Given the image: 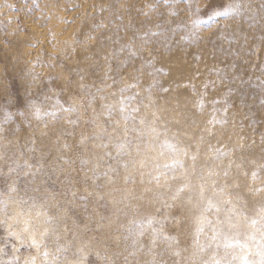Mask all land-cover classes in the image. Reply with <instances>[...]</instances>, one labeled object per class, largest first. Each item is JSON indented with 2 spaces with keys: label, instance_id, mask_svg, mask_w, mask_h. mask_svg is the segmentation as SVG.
Returning a JSON list of instances; mask_svg holds the SVG:
<instances>
[{
  "label": "rangeland",
  "instance_id": "374dc122",
  "mask_svg": "<svg viewBox=\"0 0 264 264\" xmlns=\"http://www.w3.org/2000/svg\"><path fill=\"white\" fill-rule=\"evenodd\" d=\"M0 264H264V0H0Z\"/></svg>",
  "mask_w": 264,
  "mask_h": 264
},
{
  "label": "snow or ice",
  "instance_id": "6c2138e0",
  "mask_svg": "<svg viewBox=\"0 0 264 264\" xmlns=\"http://www.w3.org/2000/svg\"><path fill=\"white\" fill-rule=\"evenodd\" d=\"M166 2H167V0H166ZM239 10H240V5H236L235 7L228 6L223 11H215L214 15L215 16H221V15L227 16L232 12H239ZM217 103H218V101H217Z\"/></svg>",
  "mask_w": 264,
  "mask_h": 264
}]
</instances>
